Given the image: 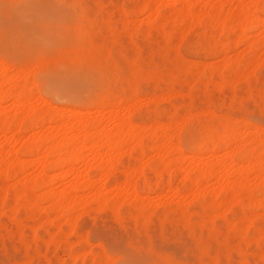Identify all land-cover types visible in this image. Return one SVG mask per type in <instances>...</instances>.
Wrapping results in <instances>:
<instances>
[{"label": "rangeland", "instance_id": "obj_1", "mask_svg": "<svg viewBox=\"0 0 264 264\" xmlns=\"http://www.w3.org/2000/svg\"><path fill=\"white\" fill-rule=\"evenodd\" d=\"M145 5H154L150 18ZM253 5L264 9V0H0V128L12 123L0 136V153L38 139L37 116L50 120L42 129L46 146L55 133L109 131L128 117L145 135L142 156L128 147L115 156L117 182H102L106 169L94 172L98 161L89 156L76 173L47 174L42 182L49 185L36 199L14 197L20 176L9 168L14 155L7 156L0 264H96L98 256L109 264H264V173L249 167L239 187L230 176L221 194L219 181L201 179L198 195L183 183L201 164L224 157L245 169L248 147L257 151L251 163L264 167V48L247 44L264 42V12H250ZM249 12L262 29H228ZM215 18L229 31L209 25ZM208 127L237 129L236 141L211 154L198 150L193 144ZM256 129L260 144L250 135ZM168 143L180 144L183 156L166 173L163 162L178 158L166 154ZM34 168L23 170L26 190L37 180ZM126 172L135 193L122 189ZM236 196L244 205L232 206ZM55 197L60 208L51 211ZM72 200L77 206L67 212ZM224 206L232 207L220 216ZM83 241L91 251L85 262Z\"/></svg>", "mask_w": 264, "mask_h": 264}, {"label": "bare ground", "instance_id": "obj_2", "mask_svg": "<svg viewBox=\"0 0 264 264\" xmlns=\"http://www.w3.org/2000/svg\"><path fill=\"white\" fill-rule=\"evenodd\" d=\"M153 6L154 5H145L142 8L143 12L145 13V15L148 18H150L154 14V7ZM252 7L253 8H251L250 12L252 11V9H253L254 13L255 12L256 13L257 12H264V9H259L257 6L253 5ZM250 12L248 13V16L242 17L241 20H239L236 23L237 25H235V27L232 26L228 29H231V30L233 29V32H234V30H236V28L237 29L239 28L238 30L240 31V33H244V31H247V29H249V28L262 29V22L258 21L257 18L253 16L254 15L253 12L252 13H250ZM209 25H211L212 27H217V29H218V26H219V28H221V27L223 28V26H225V22L222 21V19H220V18H215L209 22ZM225 27L227 28V26H225ZM226 28L224 29V31L221 29V32L225 33V31L226 32L229 31L228 29L226 30ZM247 44H248V47L251 49H255V48L258 49V47L264 48V42L258 41V40H252ZM0 76H1V74H0ZM25 84H27V83H25ZM1 89H2V84H0V90ZM124 97L126 98L128 96L125 95ZM126 101H128V100H126ZM120 103H122V101L119 103H116V104L119 105ZM116 117H118V116H116ZM33 119L35 120V122L33 121V123L37 124V126H35V127L37 128L36 131L38 132L40 137L38 139H36L35 141H33V143L27 144L24 147H21V149L18 150L17 152H13L11 150L10 151L8 150L7 153H4V152L0 153V168L9 167L10 165L9 166L7 165L8 163H6L5 158L9 155H14L15 162H14L13 166H10L9 168L14 169V171H15L14 174L20 176V181H19L17 187H15V191H14V197L16 199H18V201L23 200L25 198L36 199V195L34 194L35 192H39L38 195L42 196V194L40 193L41 192V185H44V186L49 185L48 184L49 182H42V181L46 180L47 174L52 173V172L56 173L60 170H63L64 173H71V172L76 173V172H78L77 166H79V165H83L84 167L87 166L86 165V159L89 156H92V158H91L92 161H95V160L98 161L97 165L94 167V172L95 171L101 172L102 169H104V168L106 169V172L105 173L102 172L101 175L103 178L102 182L107 184L111 180L114 181V179L118 175V174H116L117 172L115 173V170H117V168L115 169V167H114V166H116L115 162H114V158L119 153V151L122 150L123 147H128L129 150L134 151V152L137 151V152L141 153L140 154L141 156L144 154L143 149L145 146L143 148H142V146H143V140L145 138V135H142L143 131L140 130V128L138 129V127L133 126V124L130 123L129 117L125 121H122L118 125L117 128H115L113 130H109V131H105L103 128L100 129V127L99 128L96 127L94 129H92L90 131V133L84 132L81 135L80 134H73L71 132H69L68 134L55 133L52 136V138L49 139V142L51 144L50 146H46L47 145V144H45L46 140L42 136V134H43L42 129L44 128V124L50 120L47 121L46 117H39V116L34 117ZM45 121H47V122H45ZM232 122H233V120H232ZM6 123L7 124H4V126H2L0 128V136H5L6 132L9 131L10 128L12 127L11 126L12 123H10L9 121H7ZM229 123H231V122H229ZM20 124H22V123H20ZM36 124H34V125H36ZM221 124H224V122ZM246 124H248V123H246ZM15 127H16V129L13 130L11 140H13L15 137H18L20 135L19 124ZM252 127H254V126H252ZM228 128L224 127V129H222V127H221L222 133L218 132L219 129L216 131L217 133L211 132V130H209L210 127H208V129H204L205 134H202L200 136V138H202L200 143L196 142L195 143L196 145L193 144L194 147L198 146V148H199L198 150H204V149L209 150V154L214 153V151L216 150L217 147H218V150L220 147L224 150L227 149L228 146H232L230 144H234L233 141L234 140L236 141V137L238 135V134H236L237 129L235 131L234 130L232 131L230 128L229 129ZM221 129H220V131H221ZM259 133L260 132L256 129L254 131L252 130V133L250 135L253 137L252 141H255V142L260 144V142H258L259 139L256 138L257 135H259ZM156 136L157 135H154L153 139ZM7 142H8V140H7ZM192 143H194V142H192ZM251 143H253V142H251ZM188 144H191V142H188ZM262 144H264V143H261L260 145L262 146ZM193 145H192V147H193ZM166 146L168 147V148L166 147L164 149L166 154L172 153V154H177V156H178V158L176 157L175 159L173 158L170 161H167V162L164 161L163 162V164L161 166L163 168H161V170H163L162 172L167 173L172 168V166L179 163V161H180L179 158H180V156L182 157L183 155L181 153L182 150H181L180 144H174V145L170 144L169 145V143H168ZM194 147L192 149H194ZM238 147H237V149H238ZM207 148H209V149H207ZM248 148H249V150L246 149V151H248V154L246 155V157L243 155V157L246 158V163H247V167L245 169H240V168L236 169L235 168L236 164L234 165V160H232V157H230V156H229L230 158L224 157V159H222L221 161H219L215 164H212L210 166H205V165L201 164V167H200L201 169L197 170L193 177L192 176L190 177V174H186L184 176L185 181L183 183H185L186 186L187 185L190 186L186 189V191H188L189 188H193L195 195H198V193H199L198 189L200 188V186H201L200 182L202 181L201 179H206V180L212 181V182L214 180L219 181V183H220L219 189L220 190H218V191L221 194L227 190L225 182H226V179L229 178L230 176H234L235 182H236L235 183L236 187H239L244 176L248 174V170H250V169L253 170L256 167V168H258L257 172L259 175L261 173H264V167H259L257 164H253L254 163L253 160L257 158L256 157L257 151L255 152V150H253V149L251 150L250 147H248ZM43 150L45 152V155H43L44 156L43 158H41V157L39 158L38 156L41 154V152ZM218 150H216V151H218ZM233 152H235V151H232V153ZM238 155L241 157L239 159L243 158L241 156L242 154H238ZM28 156L29 157L32 156L34 158L37 157V158L35 160L29 161V162H25L24 160L20 159L21 157L27 158ZM193 157H194V155H193ZM251 160L253 163H251ZM241 163H243V161ZM240 165H242V164H240ZM31 166L33 167V169H35L34 167L39 168V172L36 175L37 180H33V182L30 181L31 185H32L31 189L26 190V188H28V186H25V182H29V180H27V178L23 177V175H24L23 170L25 169V167H31ZM249 167H251V168L249 169ZM101 175H100V178H101ZM3 176H4V174L0 173V177H3ZM261 176H262V174H261ZM99 179H98V181H101V179L100 180ZM115 181L117 182L116 179H115ZM102 182H101V184H102ZM105 184H104V187H105ZM106 186H108V185H106ZM170 186H171V184H170ZM186 186H184V187H186ZM95 187H97L95 185V183H93L92 185H90V184L78 185V186L71 188V191H72V193H74V192H80V191H84V190H91V189H94ZM152 188H154V187H152ZM171 188H172V186H171ZM116 189H118V188H116ZM122 189L123 190L127 189V190H130L132 192L134 191V193H135V191L138 190L136 185L134 184L132 178L130 177V175L127 172L124 174ZM151 189H150V191H151ZM103 191H104V188H103ZM55 199H56V197L53 198V201H54L53 206H50L51 211H57L60 208L59 207L60 205H57L55 203L56 202ZM94 199H95V201L104 204L105 199L102 197L101 193H95ZM233 202H234V204L232 203L233 207L236 205H242V204L244 205V200L240 196L234 197ZM247 203H249V201ZM80 204L83 205L84 203L82 202ZM211 204L213 206L212 201H210V205ZM218 204L219 203H216L214 206H216ZM68 205L69 206L66 208L67 212H72L77 206L76 202L73 200L69 201ZM231 207L228 208V207L224 206V210H222L223 213L220 214V216H223L225 214V212L231 210ZM251 208H253V207H251ZM248 218L249 217H247L244 220V222L247 223V225L245 227L246 232L248 231V229L251 225V220H250L251 218L250 219H248ZM72 231H74V230H72ZM45 234L47 235V233H45ZM82 244H84L86 246L84 253L81 256L82 262H85L86 260H88L90 258L91 251H90V246H88L87 241H83ZM95 262H96V264H109V262L107 260H105L103 256L102 257L98 256L96 258ZM111 264H113V263H111Z\"/></svg>", "mask_w": 264, "mask_h": 264}]
</instances>
